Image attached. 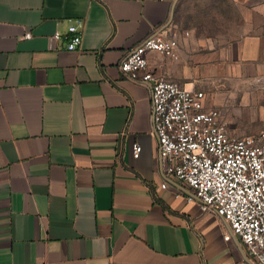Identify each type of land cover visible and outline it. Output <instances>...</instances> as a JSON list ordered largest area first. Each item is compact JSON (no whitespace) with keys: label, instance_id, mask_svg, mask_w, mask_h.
<instances>
[{"label":"crops","instance_id":"0c3cea01","mask_svg":"<svg viewBox=\"0 0 264 264\" xmlns=\"http://www.w3.org/2000/svg\"><path fill=\"white\" fill-rule=\"evenodd\" d=\"M175 29L178 59L147 54L156 76L254 104L264 0H0V264H254L167 173L150 88L120 69Z\"/></svg>","mask_w":264,"mask_h":264},{"label":"built area","instance_id":"2783aa9c","mask_svg":"<svg viewBox=\"0 0 264 264\" xmlns=\"http://www.w3.org/2000/svg\"><path fill=\"white\" fill-rule=\"evenodd\" d=\"M69 32L67 48L77 50L82 34L75 25ZM180 34L175 29L171 36L159 32L147 37L121 61L120 69L150 88L158 155L167 173L192 192L187 201L198 198L202 211L221 216L231 231L225 239L238 237L249 260L264 264V130L237 135L221 110L209 106L204 91L185 88L149 69L148 52L179 58ZM61 36L56 32L53 39ZM141 151L134 144V156Z\"/></svg>","mask_w":264,"mask_h":264},{"label":"rangeland","instance_id":"374dc122","mask_svg":"<svg viewBox=\"0 0 264 264\" xmlns=\"http://www.w3.org/2000/svg\"><path fill=\"white\" fill-rule=\"evenodd\" d=\"M257 85H253L256 87ZM254 104H236L235 106L210 105L221 110L225 122L237 135H247L264 130V84L255 91Z\"/></svg>","mask_w":264,"mask_h":264}]
</instances>
